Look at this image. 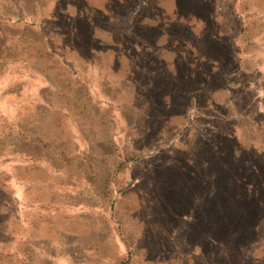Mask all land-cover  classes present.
Masks as SVG:
<instances>
[{
    "label": "rangeland",
    "instance_id": "374dc122",
    "mask_svg": "<svg viewBox=\"0 0 264 264\" xmlns=\"http://www.w3.org/2000/svg\"><path fill=\"white\" fill-rule=\"evenodd\" d=\"M254 121L264 0H0V264H264Z\"/></svg>",
    "mask_w": 264,
    "mask_h": 264
},
{
    "label": "crops",
    "instance_id": "0c3cea01",
    "mask_svg": "<svg viewBox=\"0 0 264 264\" xmlns=\"http://www.w3.org/2000/svg\"><path fill=\"white\" fill-rule=\"evenodd\" d=\"M104 3V0H102ZM89 12H88V11ZM59 14L64 15V17L70 21L74 19L77 15H81L82 17H88L90 15V10L85 7L81 10L75 11V16H70V12L68 11H59ZM57 13L55 15H57ZM70 16V17H68ZM60 58V57H59ZM113 59H119L118 56H113ZM63 60V59H62ZM63 62L71 63L70 60L64 59ZM252 130L247 132H241V138L244 141L240 140V142L247 147H250L252 150L258 151L261 155L264 156V123H259L254 121ZM50 251H42L39 248V244L34 240L31 241V237L29 234L23 232L18 237V243L15 248L12 249V256H14L15 260L18 264H51L54 261V257Z\"/></svg>",
    "mask_w": 264,
    "mask_h": 264
},
{
    "label": "trees",
    "instance_id": "16d2710c",
    "mask_svg": "<svg viewBox=\"0 0 264 264\" xmlns=\"http://www.w3.org/2000/svg\"><path fill=\"white\" fill-rule=\"evenodd\" d=\"M147 1H151V0H147ZM172 14H174V13H172ZM91 15V14H90ZM79 18H82V16L81 15H77L76 17H75V20H79ZM77 52H79V53H82V50H84L85 49V47L84 46H78V45H75V46H72ZM146 48L147 47H149V46H145ZM91 48H87L86 50L87 51H89ZM81 55H83V54H81ZM92 55H90V57H91ZM119 56V55H118ZM81 57H83V58H85V56H81ZM88 57H89V55H88ZM89 57V58H90ZM120 57V56H119ZM129 57V59L131 60L132 59V57L131 56H128ZM138 57V56H137ZM135 59H137L136 57H135ZM210 60V59H209ZM214 61V60H213ZM188 62H189V66H190V68H193L194 66H195V63H191V61L188 59ZM207 63H210V64H212V65H216L215 64V62H211V61H208ZM150 64V63H149ZM149 64H148V66H149ZM151 65H153V64H151ZM147 69V67H143V69L142 70H146ZM150 72H152V70H150ZM147 75H151L150 73H146ZM153 75V74H152ZM222 87L221 86H219V87H215L214 89H211L212 91H219L220 89H221ZM178 89V88H177ZM210 90V89H209ZM185 93V92H184ZM236 141H238V140H236ZM238 144H240V145H242V143L240 142V141H238L237 142ZM243 146V145H242ZM245 147H247V146H245ZM250 148V147H249ZM250 150H252L251 148H250ZM262 157L264 158V156L262 155ZM237 236V234L233 237L234 239H235V237ZM230 241H232V239L230 240ZM220 251H221V253H223V256H224V258L225 259H228V258H230L231 257V255L232 254H236V253H238L239 254V252L238 251H234V249H231L230 248V246H228V244L227 245H222L221 243H220Z\"/></svg>",
    "mask_w": 264,
    "mask_h": 264
}]
</instances>
